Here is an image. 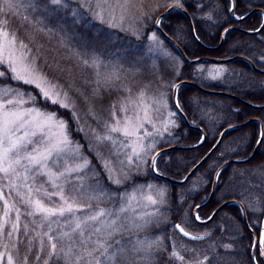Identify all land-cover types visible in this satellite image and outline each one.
I'll return each instance as SVG.
<instances>
[{"label": "trees", "instance_id": "obj_1", "mask_svg": "<svg viewBox=\"0 0 264 264\" xmlns=\"http://www.w3.org/2000/svg\"><path fill=\"white\" fill-rule=\"evenodd\" d=\"M166 1L172 0H164L163 2ZM180 1L192 13L194 18L197 19L199 23V25L197 24L199 37L206 43H217L222 29L231 23L228 16L229 0ZM163 2L161 3L158 0L154 3L157 9H154L153 5L145 4L142 20L138 21L135 27H133L135 32H127L125 31L126 28L117 29L95 18L93 13L84 11L83 8L79 7L77 0H61L59 4H54L51 0H11L9 4H4V0H0V5H4L7 9H10L0 13V22L5 21L7 28L13 30L16 37L24 41L32 50L37 59L39 69L51 81L60 85L63 88V93L70 94L72 102H75L74 111L76 110L81 118H75V114L70 108H63L59 104L45 101L35 86L12 80L11 73L7 72L3 67H0V71H5V77H0V86L18 88L24 92L25 97L28 95L35 96V102L26 105L55 113L57 117L66 121L70 138L79 144L81 151L90 160V170L92 172H99L100 174L98 176L99 179H96V182H94V185L97 187L107 186L102 173L104 170L103 162L106 159L108 149L105 144H101L96 139H93V134L96 135L98 132L96 128L101 126L105 118L111 116L117 105L116 101H121L130 94L126 93L123 88L124 84L132 82L130 78L127 79L125 77L121 81L118 74L112 72L113 65L109 59H120L123 65H126L128 62L132 68L133 75H136L137 70L139 76L142 74V71L139 70V62H136V60L139 59V55L149 59V56L145 55L146 53L139 52V50L147 47L145 40L153 26L151 18H154L166 7L162 6L165 4ZM236 5L237 12L244 13L253 6L264 7V0H236ZM198 8L209 17L204 22L206 26L210 27L208 30L202 27V23L199 22L201 20L195 15ZM177 17L182 29L186 33L185 38L175 34L170 25V20H176ZM260 21V14L254 13L247 19L245 26L247 28H254ZM163 24L177 38L178 42L190 56L241 53L249 56L257 65L264 66V42L260 43L257 36L231 31L228 33L222 49L218 52H210L200 47L194 41L190 35L185 17L179 11L171 12L165 18ZM207 31L210 32H208L210 35L206 34ZM112 37L114 38L112 39ZM172 48L179 54L175 47L172 46ZM91 52L97 54V57L102 58V63L96 66L98 71L110 75L111 79L107 77L103 80L104 82H100L102 85L96 83L93 68L85 62ZM228 65L231 71H234L236 74L242 71L243 73H239V75L246 78L249 76L248 79L250 80L255 81L254 78L256 76L259 77L258 83L255 85L252 81V87L248 83L250 92L246 89L245 92L241 90L239 84L224 86L214 82L210 86L236 92L257 102H264V74L252 71L248 63L242 59L234 60L228 63ZM195 76L199 77L196 67L194 65L183 64L181 74L176 81L182 78L195 80ZM261 77L263 80L260 79ZM253 85L255 89L258 88V85L262 87V92L254 93L252 91ZM118 94L120 96L115 100ZM90 100L92 104L87 105L85 101L90 102ZM179 100L188 118L197 125L204 127L207 132V138L202 145L194 149L172 150L162 155V161L160 160L159 166L162 171L173 177H182L195 163L203 158L214 145L218 134L227 125L242 122L250 117H260L264 122V109H253L232 98L205 93L190 84L181 86ZM84 103L85 106L83 105ZM89 108L92 109L91 111L94 112L93 115L95 117H92L91 113L87 117H82L84 115H81L84 112L83 110H88ZM177 117L179 125L173 132L177 137L176 143H197L202 137L201 131L188 127L179 115ZM258 136L259 123L256 121L244 127L230 130L217 151L193 175V177L197 175L202 176V180L196 183H192L189 180L184 185L166 184L169 189L170 200L168 199L165 212L173 220V223L180 221L192 231L203 232L210 228L209 225L211 223L199 224L194 221L192 216L194 205L210 192L214 174L218 167L230 157L247 156L253 150ZM164 145H160L158 148ZM167 155L169 157L166 159ZM150 170L147 168L146 175L133 171L130 175L132 179L126 180L123 183H128V186L134 184L133 187L144 180H155L162 183ZM90 183L89 181V185ZM83 184L85 185V183ZM120 186L119 188H121ZM86 190L87 188L85 187ZM120 192V189L117 190L118 194ZM229 198H237L244 202L252 225H254V219L251 215L253 207L259 205L264 214V141L260 146L259 152L251 161L231 164L222 171L216 194L211 202L200 211V215L203 217L207 216L215 206ZM258 199L259 204L256 203ZM12 200H17V198L14 196ZM17 203H19L18 200ZM102 204L105 206L113 205L115 201H112L111 204L102 201ZM21 211H24L23 207H21ZM11 215L14 219V214ZM226 218L228 219L225 220ZM228 221L240 226L241 235L238 239L242 240L243 245H246L245 251H248L247 244L251 234L241 223L239 208L232 204L225 207L219 213V217H217L214 223V229H217L216 234L218 237L210 236L203 240H190L182 237L174 230L172 237L175 238L177 235V239H175L178 240L180 246L177 248L172 247L174 249H170L169 252L175 253L178 250L179 253L189 257L192 253L194 255L201 251L204 256L206 252H211L214 244L212 240L217 239L220 243L233 241L231 238L234 235L230 233V229L227 227ZM40 223L39 217H22L20 232H17L15 237L7 239V241L10 240L8 250L13 254L15 264H23V257L25 256L28 257L27 264H43V261L47 259L45 255L49 250L47 245L41 251L38 241L32 240V237L35 236L33 229L40 233L45 231V227L38 226ZM59 223L64 224V218H60ZM25 224L28 225V236L23 234V225ZM53 227L57 226L53 225ZM8 230L6 228V231ZM29 240H32L31 253L28 251ZM181 242H183V245ZM13 244L16 246L13 247ZM175 245L177 244L175 243ZM224 248L220 246L219 251L225 252L224 250H227V248ZM243 250L239 248L237 253L242 258V264H245V260L250 262V259L244 255ZM36 256H40L41 259H36ZM160 256H162V253H160ZM174 257L173 255L172 259ZM108 259L109 256L107 259H103L101 264ZM259 261L261 264H264V260ZM48 264H63V261L54 258L49 260Z\"/></svg>", "mask_w": 264, "mask_h": 264}, {"label": "rangeland", "instance_id": "obj_2", "mask_svg": "<svg viewBox=\"0 0 264 264\" xmlns=\"http://www.w3.org/2000/svg\"><path fill=\"white\" fill-rule=\"evenodd\" d=\"M77 1L80 8H83L86 12L93 13L95 18H98L108 25L117 29L126 28L125 31L127 32H135L133 27H135L138 21L142 20L144 5L148 3L150 6L153 5L154 9H157L154 3L158 0ZM163 1L164 0H162V2ZM170 2L172 1L163 2L165 4L162 6H166ZM97 13H99V15H97ZM196 16L199 19L206 18V16L199 10H197ZM151 19L153 22L154 18ZM0 32H7L9 37H15L18 43L22 42L27 45L24 41L16 37L13 30L7 28L5 21L0 22ZM113 38L114 37H112V39ZM161 44L162 48H164L162 49V52L158 50L161 48ZM145 45L147 47L143 50H139V52L146 53L145 55H148L149 59L139 55V59L136 60V62H139V70L142 71L140 76L138 75V70L136 75H133L132 68L129 66L128 62L126 65H123L121 62L122 60L120 59H109L113 65L112 72L118 74L121 81L124 77L127 79L130 78L132 81L130 84H124L123 88L126 93L130 94L125 99L116 101L117 105L111 116L105 118L101 126L96 128L98 131L97 134H93V139H96V136H112L114 142L105 141L102 143L105 144L108 149L103 164L108 161L111 162V166L116 169V178L122 181L119 185L112 183L109 180L105 169L103 170L102 177L104 178V182L106 181L107 186L97 187L94 185L96 179H99L98 176L100 174L99 172H92V170H90V160L81 151L79 144L70 138L66 128L72 146H78L77 152L80 158L75 161L68 159L67 163L69 166L82 163L83 159H86L89 162L88 167L84 168L79 173H73L65 186L66 191L69 187L72 189H80V192L77 194V200L84 205V212H78L77 216L85 215L88 212L95 213L96 211L103 210L111 215L102 217V220H117L118 225H123L121 230L111 237V247L108 249V252L111 255H109V259L105 260L103 264H164L162 260L168 261V257L173 256V254L170 255L169 253L168 245L174 246L173 243L175 242L172 235H174L175 225L173 220L169 218L168 214L166 215L164 212L168 199L170 200L169 189H167L164 184L155 180H144L135 187H133L134 184L128 186V183H123L126 180L128 181L129 179H132L130 175L133 171H136L141 175H146L147 168L151 169V157L160 145L174 144L177 142V137L173 132L179 125V119L177 117L178 113L173 106L172 89L178 76L181 74L183 60L171 46H166L165 43L163 44L162 38H159V35L154 29H151L147 34ZM24 54L30 61H35L37 72L50 85L54 86L55 91L60 92L62 96L67 94L66 92L63 93V88L60 85L51 81L39 69L37 59L28 46L24 50ZM85 62L93 68L96 83L100 84V82H104L103 80L105 78H110V75L98 71L96 66L102 63V58L97 57V54L94 52L90 53ZM196 65V69L200 71V74L199 77L195 76V80L209 89H215L214 87H211L210 84L216 82L224 86L239 84V88L245 92V89H249V86L252 85V81L255 85L257 84V81L248 79L249 76L246 78L245 76L239 75V73H243L242 71L237 74L234 73V71H231L230 66L227 63L200 62ZM161 68L162 70H160ZM255 79L258 80V77H255ZM248 83H250L249 86ZM0 87L7 88L5 86ZM96 91L98 92V90ZM252 91L254 93H260L262 92V87L258 85V88L255 89L253 85ZM119 96L120 94L115 97V100L118 99ZM248 99L251 100L250 98ZM67 102L70 105L68 108H70L75 114V118L80 119L81 116H79L76 110L74 111L75 102H72L70 94H67ZM85 103L87 105L90 103L92 104V101H85ZM85 103L83 104L84 106ZM24 107L28 108L35 106L25 104ZM91 110V108L83 110L84 112H82L81 115H84L82 117H87L90 113L92 114V117H95L93 115L94 112ZM57 119L64 121L66 124L65 120L59 117H57ZM117 122L120 123L121 127H124L125 124H127L128 131H130L132 135L126 137L120 132H109L108 126L114 125ZM133 148L139 152V156L133 155ZM129 157H131V163L128 162ZM168 157L169 156L167 155L165 158L167 159ZM120 161H123L124 163L121 164ZM121 169L123 170L124 175H121ZM95 175L97 176L94 177ZM125 176L127 177L126 179L124 178ZM201 177L202 176L200 175L195 176L192 179V183L202 180ZM89 181L91 182L90 185ZM3 183H7V181H4ZM83 183H85V185ZM119 186L121 188H119ZM45 187H48V185H45ZM85 187L87 188L86 191ZM119 189L121 192L118 194L117 190ZM49 190L51 191V189ZM14 196V193L5 189V199H9L11 202ZM133 196L135 199H132ZM148 196H152L157 203H150L147 199ZM54 199L58 200V198ZM110 199L115 201V204L107 206L102 204V201L111 204L112 201ZM2 203L3 201H0V209L3 208ZM251 213L254 219L257 218L256 220H258L259 215H263L259 205L253 207ZM2 215L3 213L0 211V216ZM259 222V220L255 221V224L258 226ZM227 227L230 229V233L234 235V238H232V244L223 243L227 248L226 254L217 259L213 256H198L191 257V259L197 261L205 259L207 262L211 261V264H242V258L240 254L237 253L239 248L244 249L243 253L249 259L253 242L252 237L248 240V251H245L246 245H243L242 240L238 239L241 235L239 230L240 226L234 225L233 222L228 221ZM6 228L5 233H7ZM64 230H67L66 224ZM168 236H171L173 239H170ZM8 238L9 236L6 234L0 236V253L5 254V257L0 259V264H7L8 255L12 257L13 264H15L13 254L8 250V245L10 244V240L7 241ZM175 238L177 239V235ZM236 240H238V242H235ZM176 243L180 244L178 241ZM181 244L183 245V243ZM177 246L179 247V245ZM160 253H162V256H160ZM176 253L178 254V252ZM215 254H217V250H215L213 255ZM257 254L259 260H264V246L260 247ZM178 257H185V255L178 254L176 256L177 261L175 262L182 261ZM97 259L103 261L105 258L98 256ZM167 264H169V261ZM245 264L251 263L245 260Z\"/></svg>", "mask_w": 264, "mask_h": 264}, {"label": "snow or ice", "instance_id": "obj_3", "mask_svg": "<svg viewBox=\"0 0 264 264\" xmlns=\"http://www.w3.org/2000/svg\"><path fill=\"white\" fill-rule=\"evenodd\" d=\"M10 2L11 0H4V4ZM51 2L59 4L61 0ZM176 2L179 3V0ZM6 10L10 9L0 5V13ZM26 48L27 45L18 43L15 37H9L7 32H0V67L11 73L12 80L35 86L45 101L68 108L70 105L67 102V94L62 96L39 75L35 61H30L24 54ZM0 77H5V71H0ZM34 102L35 96L25 97L24 92L18 88L0 87V201H3V208L0 209L3 213L0 216V236L6 234L15 237L21 230L22 217H39L41 223L38 226L45 227V231L40 233L33 229L35 236L32 240L38 241L41 251L46 245L49 249L45 253L47 259L43 264H48L49 260L54 258L61 259L63 264H101L97 257L107 259L111 255L108 252L111 237L119 232L123 225H118L117 220H102V217L111 215L103 210L77 216L78 212H84V205L77 200L80 189L69 187L66 191L65 186L72 174L88 167L89 162L83 159L82 163L69 166L68 159L75 161L80 158L78 146H72L68 137L65 122L57 119L55 113L43 112L36 107H24L25 104ZM108 131L120 132L126 137L132 135L128 131V125L121 127L119 122L108 126ZM96 139L101 144L105 141L114 142L111 135L96 136ZM133 155L139 156L135 148ZM128 162L131 163V157L128 158ZM103 167L112 183L119 185L122 182L116 178V169L111 166L110 161ZM120 171L121 175H124L123 170ZM4 181L7 183H3ZM5 189L14 193L19 203L17 200L10 202L9 199H5ZM147 199L152 204L157 203L152 196H148ZM21 207L24 211H21ZM11 214H14V219ZM60 218H64V224L59 223ZM65 224L67 230H64ZM6 227L9 229L7 233ZM175 227L184 236H189L179 224ZM23 229V234L28 236V225H23ZM32 240L28 241L29 253ZM261 243H264V236L257 239L258 251ZM15 246L13 244V247ZM4 257L5 254L0 253V259ZM36 259L41 257L36 256ZM27 261L28 257H23V264H27ZM7 264H13L10 255L7 256Z\"/></svg>", "mask_w": 264, "mask_h": 264}, {"label": "water", "instance_id": "obj_4", "mask_svg": "<svg viewBox=\"0 0 264 264\" xmlns=\"http://www.w3.org/2000/svg\"><path fill=\"white\" fill-rule=\"evenodd\" d=\"M179 9L181 10L186 18L188 19V22H189V26H190V30H191V34L193 36V38L195 39V41L201 45L202 47L206 48V49H209V50H216L218 48H220L223 43H224V39H225V34L230 31V30H238V31H241V32H244V33H247V34H258L260 32H262V30L264 29V18H263V22L262 24L257 28V29H254V30H248V29H245V28H242L240 26H237V25H231V26H228L226 27L223 31H222V34H221V39H220V42L215 45V46H210V45H207L205 44L202 40H200V38L197 36L196 34V31H195V26H194V22H193V19L191 17V15L189 14V12L180 4H172L171 6H169L165 11L161 12L159 14V16L157 17L156 19V22H155V26L156 28L162 33L163 36L167 37L169 40H171L173 42V44L176 46V48L178 49V51L181 53L182 55V58L183 60L188 63V64H195L197 62H200V61H212V62H230V61H233V60H236V59H243L245 61H247L250 66L253 68V70L255 71H258V72H264V69L258 67L248 56L246 55H243V54H234L232 56H229V57H214V56H199V57H195V58H190L188 56V54L185 52V50L182 48V46L174 39L172 38L165 30L163 27L160 26V21L161 19H163L169 12H171L173 9ZM257 11H262L264 13V9L263 8H260V7H255V8H252L250 11H248L245 15L241 16V17H236L235 16V0H232V5L230 7V16L235 19L236 21H243L245 20L246 18H248L251 14L257 12ZM183 84H191L192 86L196 87L197 89L203 91V92H206V93H210V94H217V95H221V96H227V97H230L240 103H242L243 105H246V106H249L251 108H254V109H264V103H254L234 92H230V91H226V90H221V89H209V88H206V87H203L202 85H200L199 83L195 82V81H192V80H189V79H182L180 81H178L174 88H173V103H174V106L176 108V110L178 111V113L180 114V116L182 117L184 123L191 127V128H194V129H197L199 131H201L202 133V139L200 142L196 143V144H193V145H182V144H173V145H168V146H165L163 148H161L159 151H157L155 153V155L153 156L154 158V163H153V158H152V161H151V168H152V171L154 173V175H156L157 177L163 179V180H166L172 184H184L186 183L191 176L194 175V173L213 155V153L218 149V147L220 146V144L222 143L223 139L225 138L226 136V133L228 131H230L231 129H234V128H240V127H244L246 125H248L249 123L253 122V121H257L260 123V133H259V137L255 143V146L252 150V152L244 157V158H235V157H232V158H229L227 159L225 162L222 163V165L218 168V170L216 171L215 173V177H214V182H213V187H212V190L209 194V196L207 197V199L205 201H203L202 203L198 204L195 209H194V215L196 217V214L198 213V211L203 208L205 205H207L210 200L213 198L214 194H215V191H216V186H217V181H218V176L220 174V172L228 165L230 164H233V163H246V162H249L251 161L257 154V152L259 151V148H260V145L264 139V123L262 121L261 118L259 117H251L243 122H237V123H232L228 126H226L220 133L217 141L215 142V144L213 145V147L207 152V154L202 158L200 159L186 174L183 178H175V177H172L168 174H165L163 172H159L158 170H156V160L157 158L163 154L164 152H167V151H170V150H188V149H193V148H196L198 146H200L205 140H206V137H207V134H206V131L205 129L202 127V126H198V125H195L193 124L187 117L186 113L184 112L182 106L180 105L179 101H178V89L181 85ZM177 105H179V107H177ZM232 202H236L239 204L240 208H241V214H242V220L244 222V225L251 231L253 232V230L251 229L250 225H249V222H248V219H247V214H246V209L244 207V205L236 200V199H230V200H227L225 201L224 203H222L221 205H219L213 212L212 214L210 215V217L208 219H206L205 221H203L204 223H207V222H210L214 217L215 215L217 214V212L219 210H221L223 207H225L227 204L229 203H232ZM197 219V218H196ZM198 220V219H197ZM199 221V220H198ZM182 228H184L181 224H179ZM184 230L186 232L189 233V236H186L188 238H191V237H203L202 235H197V234H194L190 231H188L187 229L184 228ZM179 231V230H178ZM181 233V232H180ZM254 233V232H253ZM182 234V233H181ZM255 235V234H254ZM264 235V220H263V224H262V229H261V237ZM256 237V236H255ZM256 239V238H255ZM255 247L256 245L253 246L252 248V261L254 264H258L257 260H256V257H255Z\"/></svg>", "mask_w": 264, "mask_h": 264}, {"label": "flooded vegetation", "instance_id": "obj_5", "mask_svg": "<svg viewBox=\"0 0 264 264\" xmlns=\"http://www.w3.org/2000/svg\"><path fill=\"white\" fill-rule=\"evenodd\" d=\"M259 14H260V16H261V22H262V18H263V14L261 13V12H258ZM243 14H245V13H243ZM243 14H240V16L241 15H243ZM228 15H229V11H228ZM231 18V17H230ZM248 19V18H247ZM247 19L246 20H244V21H240L239 23H236L232 18L230 19V21H234L235 23H230V25L231 24H238L239 26H242V27H244V28H247L246 26H245V23H246V21H247ZM260 24V23H259ZM258 24V25H259ZM254 28H256V27H254ZM254 28H247V29H254ZM209 31H207V33L206 34H208V35H210L209 33H208ZM254 36H257V38H258V41L261 43V42H264V31L262 32V33H260V34H258V35H254ZM257 77V76H256ZM260 79H262V77L260 78ZM258 80H259V77H258ZM263 80V79H262ZM262 80H261V82H262ZM256 203L257 204H259V199L256 201ZM220 204V203H219ZM218 206V205H217ZM216 207V206H215ZM213 210V209H212ZM217 217H219V214L217 215ZM217 217H216V219L214 220V222L210 225V228H209V232H210V235L211 236H215V237H217V234H216V232H217V229H214L215 228V221L217 220ZM228 218H226L225 220H227ZM218 224H220V223H218ZM258 233H259V231L257 232V230H256V235H257V238H259V236L260 235H258ZM232 238H234V237H232ZM233 240V239H232ZM238 240H236L235 242H237ZM264 245V243L262 244V246ZM258 252H257V250H256V254H257ZM257 256H258V254H257ZM186 263H188V264H194V263H191V262H189V261H187Z\"/></svg>", "mask_w": 264, "mask_h": 264}, {"label": "bare ground", "instance_id": "obj_6", "mask_svg": "<svg viewBox=\"0 0 264 264\" xmlns=\"http://www.w3.org/2000/svg\"><path fill=\"white\" fill-rule=\"evenodd\" d=\"M182 68H183V66H182ZM204 87V86H203ZM216 89V88H215ZM206 93V92H205ZM210 94V93H209ZM225 97H227V96H225ZM254 103H256V102H254Z\"/></svg>", "mask_w": 264, "mask_h": 264}]
</instances>
